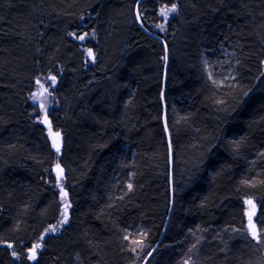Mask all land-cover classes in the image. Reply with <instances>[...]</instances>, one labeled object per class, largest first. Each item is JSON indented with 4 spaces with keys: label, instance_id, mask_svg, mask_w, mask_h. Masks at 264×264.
Masks as SVG:
<instances>
[{
    "label": "trees",
    "instance_id": "obj_1",
    "mask_svg": "<svg viewBox=\"0 0 264 264\" xmlns=\"http://www.w3.org/2000/svg\"><path fill=\"white\" fill-rule=\"evenodd\" d=\"M138 1L0 0V264H141L159 239L165 51L145 29L169 50L173 183L145 264H264V0H143L144 29ZM38 79L58 154L30 101ZM56 164L68 218L30 262L60 215Z\"/></svg>",
    "mask_w": 264,
    "mask_h": 264
},
{
    "label": "rangeland",
    "instance_id": "obj_2",
    "mask_svg": "<svg viewBox=\"0 0 264 264\" xmlns=\"http://www.w3.org/2000/svg\"><path fill=\"white\" fill-rule=\"evenodd\" d=\"M211 75L215 79V81H217V82H220L221 80H223V78L221 76H215L213 74H211ZM50 85L51 84H50L49 79L46 82H44L42 79H38L35 90L30 94V97H31L30 101L35 107L33 112L35 114L39 115L37 120L40 123H42V124H44L46 126V131H47V135H48L49 141L51 143V146L56 151V153L58 154L60 152L61 144H62L61 136H60L59 133L51 130V128L48 125L47 118H45L46 117L45 113H46L48 105H49V100H47V98L50 99V97H49V95H50ZM34 92H35V94H34ZM44 92H46V94H48V95L46 96ZM41 93L42 94L44 93L43 96L45 97V99H44V97L42 96ZM32 94H33V97H35V99L31 96ZM35 95H37V98H38L37 100H36V96ZM39 97H41L42 99H40ZM32 98H33V100H32ZM35 102H36V105H35ZM42 102L46 103L44 105H46L47 108L43 105ZM57 148H59V150H57ZM53 170H54L55 175L57 177V184L58 185L57 184L56 185H57V188L59 189L60 194H61V203H62V205H61L60 215H59V218L56 221V223L48 226V228L40 236L39 240L36 241L31 246V248L27 251V256H28L30 261H34L37 258V255L39 254V252L41 251L43 238L49 233H57V231L60 230L62 225L66 223L67 218H68L69 203H68V201L66 199V196L64 194V191H63L62 169H61V167L59 165L56 164V165L53 166ZM243 204H244V214H245L244 216H245V222H246L245 223V227H246L247 231L251 234V236H253L252 232H251V231H253V228L251 227V225L255 226L256 236L255 237L253 236V237L256 239L257 235H258V229H257V226L255 225L256 224L255 223V216H256V213H257V207H256L257 205L251 198L244 199ZM250 217H251V219H250ZM53 229H54V231H53ZM36 245H38L39 247L35 248V259H30V257L32 256V253H33V248Z\"/></svg>",
    "mask_w": 264,
    "mask_h": 264
},
{
    "label": "water",
    "instance_id": "obj_3",
    "mask_svg": "<svg viewBox=\"0 0 264 264\" xmlns=\"http://www.w3.org/2000/svg\"><path fill=\"white\" fill-rule=\"evenodd\" d=\"M142 0H139L135 6V17L138 21V23L140 24V21H139V18H138V7H139V4ZM144 29V28H143ZM145 32L147 34H149L150 36L152 37H155L157 39H159L162 43H163V46H164V51H165V65H164V72H163V78H162V91H161V100H162V104H163V117H162V120H163V124L164 126L166 127V122H167V114H166V106H165V102H164V82H165V76H166V70H167V65H168V58H169V55H168V51H167V47L166 45L164 44V41L162 38L160 37H157L155 36L154 34H151L150 32H148L147 30H145ZM168 139V145H169V164H170V207H169V211H168V216L166 218V222H165V225H164V228L162 230V233L159 237V239L157 240V242L154 244V246L151 248V250L146 254V256L144 257V259L142 260L141 264H145L147 262V260L149 259V257L152 255V253L156 250V248L159 246L160 242H161V239H162V236H163V233H164V230H165V227L167 225V222H168V219H169V216H170V213H171V209H172V204H173V183H172V153H171V148H170V141H169V137L167 138Z\"/></svg>",
    "mask_w": 264,
    "mask_h": 264
},
{
    "label": "bare ground",
    "instance_id": "obj_4",
    "mask_svg": "<svg viewBox=\"0 0 264 264\" xmlns=\"http://www.w3.org/2000/svg\"><path fill=\"white\" fill-rule=\"evenodd\" d=\"M143 1V0H142ZM171 2H173V1H171ZM166 6L167 5H165V7H163V8H165L166 9ZM178 7H179V5H178ZM139 8V7H138ZM167 8H169L168 6H167ZM170 9V8H169ZM177 9V8H176ZM139 10H140V8H139ZM164 11V10H163ZM177 11V10H176ZM173 12V11H172ZM138 15H140V14H138ZM169 15H170V13H169ZM178 16H180V15H178ZM173 17V16H172ZM138 18H139V21H140V24L138 23V21H137V23L141 26V27H143V25H142V23H141V20H140V17L138 16ZM142 18V17H141ZM175 18V17H174ZM179 18V17H178ZM177 19V18H176ZM181 19V18H180ZM137 20V19H136ZM161 22H162V20H161ZM175 23V22H174ZM155 24H153V26H154ZM167 25V24H166ZM146 26V25H145ZM150 26V25H149ZM152 26V25H151ZM143 28H145V27H143ZM148 28V27H147ZM151 29H152V27H150ZM170 28H171V25H170ZM174 28V27H173ZM146 30V29H145ZM166 30V29H165ZM164 30V31H165ZM148 31V30H147ZM148 32H150V31H148ZM169 32V31H168ZM151 34H154V33H152V32H150ZM158 33V32H157ZM169 34V33H168ZM174 34V33H173ZM155 36H157V37H160L161 38V36H159V35H157V34H154ZM163 36H165L164 34H163ZM168 37V36H167ZM165 44V43H164ZM166 45V44H165ZM167 47V46H166ZM167 51H169L168 49H167ZM225 58V57H224ZM262 58H263V56H262ZM167 71V70H166ZM165 87V86H164ZM51 89V88H50ZM35 90V89H34ZM33 90V91H34ZM31 92V91H30ZM51 92V91H50ZM45 93V95L47 96L48 94H46V92H44ZM44 93L42 94V96L44 95ZM34 94H35V92H34ZM32 97H33V94L31 95ZM36 96V100L38 99L37 98V95H35ZM41 96V95H40ZM44 97V96H43ZM49 97H50V95H49ZM165 97V96H164ZM31 98V97H30ZM40 99H42L41 97H39ZM27 99H29V98H27ZM35 99V98H34ZM44 99H45V97H44ZM32 100H33V98H32ZM47 100H49L48 98H47ZM39 101V100H38ZM41 101V100H40ZM43 101V100H42ZM46 101V100H45ZM50 101V100H49ZM43 103V102H42ZM51 103H53V100H52V102ZM38 104V103H37ZM44 104H46V103H43V105ZM35 105H36V102H35ZM166 105V104H165ZM45 107H46V105H44ZM49 106V105H48ZM52 106V105H51ZM51 106L50 107H48L49 109L51 108ZM47 108V107H46ZM37 113V112H36ZM35 114V113H34ZM46 117L45 118H47V111H46ZM39 115H37L36 114V117H38ZM162 117H163V111H162ZM162 122H163V120H162ZM163 126H164V124H163ZM164 130H165V133H166V137L168 138L169 137V130H168V128H167V122H166V127L164 126ZM170 141V140H169ZM171 151H172V149H171ZM56 183V182H55ZM58 185V184H57ZM57 185H56V188H57ZM60 188V187H59ZM58 194V193H57ZM253 200V199H252ZM62 204V203H61ZM173 205V204H172ZM249 205V204H248ZM59 206V205H58ZM169 207H170V204H169ZM257 207V206H256ZM59 212V211H58ZM249 212V211H248ZM250 214V213H249ZM245 215V214H244ZM168 216V215H167ZM166 216V217H167ZM170 217V216H169ZM249 218V217H248ZM249 222V221H248ZM256 225V224H255ZM248 226V225H247ZM264 228V227H263ZM252 232V231H251ZM162 233V232H161ZM127 236V235H126ZM163 237V236H162ZM129 240V239H128ZM140 242V241H139ZM263 245V244H262ZM156 249H158V248H156ZM262 252V251H261ZM263 254V253H262ZM15 257H16V255H15ZM144 257V256H143ZM142 259H144V258H142ZM29 260V259H28ZM37 260V259H36ZM30 261V260H29ZM35 261V260H34ZM31 262V261H30ZM33 262V261H32Z\"/></svg>",
    "mask_w": 264,
    "mask_h": 264
},
{
    "label": "snow or ice",
    "instance_id": "obj_5",
    "mask_svg": "<svg viewBox=\"0 0 264 264\" xmlns=\"http://www.w3.org/2000/svg\"><path fill=\"white\" fill-rule=\"evenodd\" d=\"M175 7L176 6L173 5L172 8L169 9L168 11H175ZM164 15H167V13L165 12ZM80 39H83V37H80ZM52 79L55 80V77H52ZM33 98H35V97H33ZM57 150H59V148H57ZM129 187H131V186H129ZM250 219H251V217H250ZM251 227L253 228L252 235L255 237L256 236L255 226L251 225ZM53 231H54V229H53ZM36 247H39V246L38 245L34 246L33 253H32V256L30 257V259H35V248ZM13 255H15V253H13Z\"/></svg>",
    "mask_w": 264,
    "mask_h": 264
}]
</instances>
